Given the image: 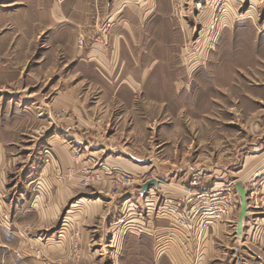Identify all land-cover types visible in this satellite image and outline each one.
Masks as SVG:
<instances>
[{
  "label": "rangeland",
  "instance_id": "374dc122",
  "mask_svg": "<svg viewBox=\"0 0 264 264\" xmlns=\"http://www.w3.org/2000/svg\"><path fill=\"white\" fill-rule=\"evenodd\" d=\"M250 6L0 0V264H154L152 232L124 216L160 226L154 210L183 199L188 177L222 169L229 182L261 138L244 132L264 114V0L244 19ZM149 180L162 191L140 195ZM260 196L245 228L264 222ZM43 203L58 206L46 225Z\"/></svg>",
  "mask_w": 264,
  "mask_h": 264
},
{
  "label": "crops",
  "instance_id": "0c3cea01",
  "mask_svg": "<svg viewBox=\"0 0 264 264\" xmlns=\"http://www.w3.org/2000/svg\"><path fill=\"white\" fill-rule=\"evenodd\" d=\"M241 1V0H240ZM251 6L249 10L247 11L244 19H251V16L248 14H251V8L253 10L256 0H250ZM243 18V16L241 17ZM226 26V25H225ZM223 28H226V27ZM248 46V45H247ZM245 113V112H244ZM252 113V114H251ZM247 116L253 115V112L245 113ZM259 117L256 118V122H253V124L250 127L245 128L244 132L249 137H254L261 135L260 140L257 143H253V139L251 143H246L245 147V153L243 155V158L241 159L240 166L237 170H235L234 175L231 176L229 181H232L234 184L241 185L245 191L250 193L249 200L251 198V201L249 204H247V211L252 205V198L253 195L255 197L260 196V202L262 203V207H259L257 209H261L257 213L262 214L264 216V114H259ZM246 119L249 117H245ZM244 117H241V119H245ZM260 120V121H259ZM67 153V152H66ZM119 160V159H117ZM211 174V173H209ZM228 171L225 170H219L214 172V176L211 174L212 177L215 178V181L217 182H226L225 177L228 176ZM231 174V173H230ZM59 184V188L57 189V195L66 193L67 187H69L68 192L72 193V183L70 181L69 184L63 185ZM163 185H159V190L162 191ZM155 188H151L147 191V193L152 194L154 192ZM254 191V192H253ZM70 193V194H71ZM251 193L252 196H251ZM147 195V194H146ZM171 198V197H170ZM41 208H44L41 210L39 207L38 215L34 216L37 223H42L46 225V220H44V217H47L45 214V206H48V209L53 212L50 216L58 214V206L54 207V205H45ZM54 208V210H53ZM40 214V215H39ZM249 214V211H248ZM247 214V215H248ZM70 215V216H69ZM75 216V211L71 208L68 210L67 215L65 217V220L63 221L61 231H59V237L60 240L63 239V236L66 234L69 226L67 223V218H73ZM238 216V215H237ZM264 219V218H262ZM148 222V230H143V234H146L151 237L149 234V231L151 232L153 228H162L164 225L165 220H157L161 223L160 226H157L156 223L154 224V221L152 219H149ZM264 221V220H263ZM67 224V225H66ZM145 228V226H144ZM134 229L133 227H130L127 231H135L131 230ZM153 239V238H152ZM180 243H182V240L178 239ZM173 244L170 249L166 252V254L157 256L154 245L153 250L150 252L153 253L150 257L153 259L154 264H191L195 261L197 264H211L214 262H220L222 260V256L229 253H235V258L238 255H241L243 253H246L248 256H252V259L258 260L259 263H262V259L258 254H264V222L259 224L250 225V227L245 228V222L243 223L241 234L238 235L236 233V226L233 224V222L230 223H218L211 226V228L208 229L204 236L203 243L201 244L199 255L196 256L193 255V246L191 243H188L186 246L183 245L184 249L180 248L181 244ZM176 245V246H175ZM187 250V251H186ZM235 264H238L236 261Z\"/></svg>",
  "mask_w": 264,
  "mask_h": 264
},
{
  "label": "built area",
  "instance_id": "2783aa9c",
  "mask_svg": "<svg viewBox=\"0 0 264 264\" xmlns=\"http://www.w3.org/2000/svg\"><path fill=\"white\" fill-rule=\"evenodd\" d=\"M207 185L210 186L201 190ZM235 185L232 181L217 182L206 171H195L188 177L186 196H183V199L166 197L163 205L159 206L157 211L154 210V219L162 218L170 222L164 229L153 228L151 231L157 256L166 254L179 238L182 240V243L179 242L181 249H184L183 245L191 243L193 255L198 256L204 236L212 225L236 220L240 199ZM249 196L250 194L247 196V204L251 201ZM147 199L145 203L149 208L152 202ZM125 219L124 216L122 221L126 230L133 227L137 232H143L144 229L139 225L133 226ZM191 264H197L196 259Z\"/></svg>",
  "mask_w": 264,
  "mask_h": 264
},
{
  "label": "water",
  "instance_id": "95a60500",
  "mask_svg": "<svg viewBox=\"0 0 264 264\" xmlns=\"http://www.w3.org/2000/svg\"><path fill=\"white\" fill-rule=\"evenodd\" d=\"M151 187L155 188L156 190L159 189V182L157 180L147 181L145 184L141 186L139 194L145 195V193L149 189H151ZM235 190L237 191L239 199H240L239 215H238V221H237V227H236V232L238 235H240L242 231V227H243V221L247 217V214H248V211H247L248 192L245 191V189L239 184L235 185Z\"/></svg>",
  "mask_w": 264,
  "mask_h": 264
}]
</instances>
